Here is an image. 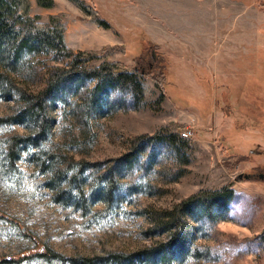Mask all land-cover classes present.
I'll use <instances>...</instances> for the list:
<instances>
[{
	"label": "rangeland",
	"instance_id": "374dc122",
	"mask_svg": "<svg viewBox=\"0 0 264 264\" xmlns=\"http://www.w3.org/2000/svg\"><path fill=\"white\" fill-rule=\"evenodd\" d=\"M29 1L41 22L61 18L72 50L106 55L87 69L106 60L141 70L143 93L104 83L93 101L96 80L72 75L45 99V120L27 127L8 119L23 104L0 93V264H116L112 254L162 264L150 253L169 233L149 214L225 187L228 213L184 216L173 231L190 252H166L163 264H264V0H141L149 21L122 0H83L117 35L69 0ZM143 47L144 59L130 55ZM68 64L50 56L17 87L34 94L41 71ZM164 127L189 131L187 147L143 138L134 150L136 137ZM16 135L25 140L13 159Z\"/></svg>",
	"mask_w": 264,
	"mask_h": 264
},
{
	"label": "trees",
	"instance_id": "16d2710c",
	"mask_svg": "<svg viewBox=\"0 0 264 264\" xmlns=\"http://www.w3.org/2000/svg\"><path fill=\"white\" fill-rule=\"evenodd\" d=\"M74 3L82 12L90 16L100 27L111 29L117 35V32L111 28L110 24L101 18L92 6L86 5L83 0H69ZM40 7H50L53 5L50 0H36ZM31 3L29 0H0V93L4 100H12L15 103L23 104L22 109H18L8 119L12 124H19L27 127L38 120H45L46 107L45 99L49 97L53 89L74 75L83 78L94 79L96 83L89 90L94 99L104 90L103 86L109 85L113 88L118 86L132 88L131 93L137 98L142 97V83L138 78L141 70L136 68L128 69L119 62L104 60L97 67L87 69L86 65L93 61L105 59L106 55L98 54L92 51H74L67 46L64 38V24L59 16H50L48 21L41 22L39 15H30ZM146 43L157 48V45L150 40ZM147 50L143 47V52L139 56L136 53L130 55L139 59H144ZM103 55V56H102ZM52 56L53 59H68V66L52 65L48 71H41L45 75L42 89L36 93L22 90L19 87V77L25 73H30L35 66L44 64L45 60ZM161 62V60H160ZM164 65L158 66L160 75L163 77ZM160 77V78H161ZM164 83L163 79L155 80V84ZM101 92V93H100ZM12 96V99H8ZM29 138V137H28ZM143 138L148 140L162 141L170 147H187V139L181 136L176 129L164 127L158 129L151 135L142 134L134 139V150L140 145ZM13 142L8 149L13 159L17 158V146L25 140L24 136L16 135L12 138ZM139 144V145H138ZM131 155L119 158V161L129 160ZM64 192V189H62ZM233 191L229 187L220 190L199 191L186 200L176 205L172 210L153 211L149 214L152 224L158 230V234L169 233L167 242H160L158 246L152 248L151 259L157 262L165 263V254L170 257L184 255L189 253L188 240L182 235H178V230L184 223V216H192L193 210L209 211L211 208L218 209L222 214L228 213V203L233 197ZM176 229L175 231H173ZM264 234V232H263ZM46 252H43V254ZM48 256V254H46ZM113 262L122 264L123 255L112 254ZM81 263L88 264L90 259L82 258Z\"/></svg>",
	"mask_w": 264,
	"mask_h": 264
},
{
	"label": "crops",
	"instance_id": "0c3cea01",
	"mask_svg": "<svg viewBox=\"0 0 264 264\" xmlns=\"http://www.w3.org/2000/svg\"><path fill=\"white\" fill-rule=\"evenodd\" d=\"M117 1L118 0H112V2H113V4L114 5H116L117 6ZM122 1H124V3H123V5H127V6H134V7H132V8H134L135 10V12H137V11H141V12H143L142 14H141V16H140V20H142L143 18H145V20L146 21H149L150 20V17H149V10L145 7V6H143V2L141 1V0H122ZM145 11H148L147 13H144ZM157 18H154V19H157V22L158 21H160L161 22V26L163 27L164 26V19L162 18V17H159V16H156ZM160 19V20H159ZM152 21H154V20H152ZM143 22V21H142ZM96 27V26H95ZM141 28V29H143L144 27H143V25H141V24H139L138 25V28ZM96 29H97V27H96ZM98 30V29H97ZM97 35H100L99 33H97ZM114 38H116V39H114L115 41L114 42H119L118 41V38H117V36H115ZM150 40V39H149ZM121 42V41H120ZM119 42V43H120ZM156 42V41H155ZM122 43H123V41H122ZM156 43H159V42H156Z\"/></svg>",
	"mask_w": 264,
	"mask_h": 264
},
{
	"label": "built area",
	"instance_id": "2783aa9c",
	"mask_svg": "<svg viewBox=\"0 0 264 264\" xmlns=\"http://www.w3.org/2000/svg\"><path fill=\"white\" fill-rule=\"evenodd\" d=\"M187 134H189V131H183L181 135H182L183 137H187Z\"/></svg>",
	"mask_w": 264,
	"mask_h": 264
},
{
	"label": "water",
	"instance_id": "95a60500",
	"mask_svg": "<svg viewBox=\"0 0 264 264\" xmlns=\"http://www.w3.org/2000/svg\"><path fill=\"white\" fill-rule=\"evenodd\" d=\"M239 177L241 178L242 176L239 175ZM244 177H245V178H249L248 175H245ZM259 177H260V179H262V178H263V175L261 174V175H259Z\"/></svg>",
	"mask_w": 264,
	"mask_h": 264
}]
</instances>
